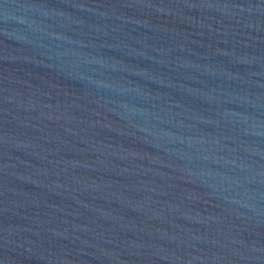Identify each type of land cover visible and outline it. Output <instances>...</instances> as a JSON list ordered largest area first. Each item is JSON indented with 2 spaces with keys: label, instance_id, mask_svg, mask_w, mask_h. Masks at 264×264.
<instances>
[{
  "label": "water",
  "instance_id": "95a60500",
  "mask_svg": "<svg viewBox=\"0 0 264 264\" xmlns=\"http://www.w3.org/2000/svg\"><path fill=\"white\" fill-rule=\"evenodd\" d=\"M0 264H264V0H0Z\"/></svg>",
  "mask_w": 264,
  "mask_h": 264
}]
</instances>
